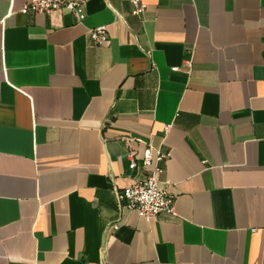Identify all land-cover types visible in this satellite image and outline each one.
<instances>
[{"label": "crops", "instance_id": "crops-1", "mask_svg": "<svg viewBox=\"0 0 264 264\" xmlns=\"http://www.w3.org/2000/svg\"><path fill=\"white\" fill-rule=\"evenodd\" d=\"M29 1L0 0V264H264V0ZM149 145L151 221L118 198Z\"/></svg>", "mask_w": 264, "mask_h": 264}, {"label": "built area", "instance_id": "built-area-1", "mask_svg": "<svg viewBox=\"0 0 264 264\" xmlns=\"http://www.w3.org/2000/svg\"><path fill=\"white\" fill-rule=\"evenodd\" d=\"M90 0H30L22 9V12L51 13L55 10H64L74 14L77 20L82 21L87 16L86 7ZM134 6L133 13L141 14L146 9L144 0H127ZM106 25H99L90 30L89 38L91 44H104L108 41ZM138 141H142L138 139ZM169 153L155 149L149 145L143 153L142 166L147 170L142 177H138L130 186L119 192L120 202L124 207L136 211L139 216L148 221L156 219L162 213H174V196L166 189L160 175L164 168L160 162L165 160ZM138 162L132 160V169L138 167ZM119 223L112 225L114 230L119 228Z\"/></svg>", "mask_w": 264, "mask_h": 264}]
</instances>
